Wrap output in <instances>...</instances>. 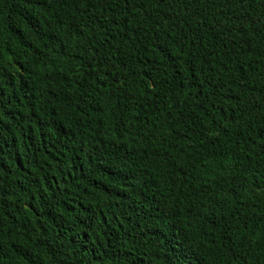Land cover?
<instances>
[{
  "label": "trees",
  "instance_id": "obj_1",
  "mask_svg": "<svg viewBox=\"0 0 264 264\" xmlns=\"http://www.w3.org/2000/svg\"><path fill=\"white\" fill-rule=\"evenodd\" d=\"M0 264H264V0H0Z\"/></svg>",
  "mask_w": 264,
  "mask_h": 264
}]
</instances>
